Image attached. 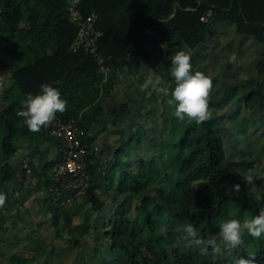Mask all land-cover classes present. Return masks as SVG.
I'll use <instances>...</instances> for the list:
<instances>
[{"label":"trees","instance_id":"trees-1","mask_svg":"<svg viewBox=\"0 0 264 264\" xmlns=\"http://www.w3.org/2000/svg\"><path fill=\"white\" fill-rule=\"evenodd\" d=\"M68 1L0 0V48L9 56V60L0 57V70H11V84L0 93V192L7 196L0 207V241L10 230L7 220L15 208L16 220L22 219L18 208L23 198H12V191L22 189L32 176L36 182L29 183L30 188L41 193L37 214L45 215V229L53 230L59 239L69 235L70 248L93 234L94 219L110 200L114 203L115 212H105L103 223L110 242L103 264H240L241 259L246 264H264V237L253 238L246 229L245 243L236 250L216 252L207 243L216 240L220 244L222 222L237 218L243 223L264 207V200L256 199L264 189L249 190L235 174L236 167L246 168L245 156H264V141L247 139L236 164L229 158L222 130L226 108L233 102L238 109L229 121L239 134L264 129V63L243 86L227 89L225 97L210 90L212 116L202 124L178 120L175 105L162 96L169 111L164 125L171 136L151 137L148 155L135 151L150 138L143 123H138L132 136L108 150L110 158L101 159L96 150L99 132L123 130L118 120L130 115V104L122 99L117 104L109 102L124 78L150 62L151 49L158 44L167 52L195 49L206 40L211 27L224 20L242 34L264 41V0H80L85 15L97 14L96 28L101 35L96 55L84 48L73 49L78 27L70 20ZM208 12V20H202ZM45 82L57 87L68 102L67 110L55 120L78 126L88 149L89 184L72 204L67 202L73 192L66 189V181L51 174L64 156L61 139L46 127L37 133L28 131L16 115L26 95L38 93ZM167 84H173L172 76ZM156 98L155 94L145 97L143 107ZM25 146L26 166L20 170L11 159ZM47 151L55 152V158L45 160ZM236 181L242 195L234 191ZM229 185L233 190L227 194ZM81 207L85 209L77 214ZM25 212L31 214L29 208ZM76 215H80L78 221ZM186 224L197 228L204 245L188 246L183 239ZM35 232L28 235L31 248L27 249L33 255L18 264L38 262L47 253L41 233ZM14 239L22 238L14 235ZM44 260V264H57L48 254ZM96 261L95 257L84 258L81 264Z\"/></svg>","mask_w":264,"mask_h":264},{"label":"rangeland","instance_id":"rangeland-1","mask_svg":"<svg viewBox=\"0 0 264 264\" xmlns=\"http://www.w3.org/2000/svg\"><path fill=\"white\" fill-rule=\"evenodd\" d=\"M179 51L177 48L167 52L166 49L158 44L155 49H151L150 62L143 63L134 75H128L119 84L116 89V95L109 102L110 105L117 104V100H125L130 104V115H123L119 118V125L123 129L118 133H110L101 131L98 134L96 141L97 155L105 160L110 158L108 150H112L118 145L119 141H123L132 136L138 128V123H143V126L148 130L150 138L143 140L139 147L135 148L137 154L146 156L150 153V139H163L169 135V129L164 125V118L168 116L169 111L165 109V102L162 99L163 95H158L151 88L141 91L140 86L149 74L158 75L161 80L167 84V80L171 77V57ZM184 51L191 54L193 71H201L207 74L212 80L211 92L218 91L223 97L226 96V90L235 86H243L247 80L256 76L259 68L264 63V41H258L253 36L244 35L238 31L237 27L232 23L224 20L213 25L210 29L208 37L197 48L191 49L185 47ZM0 57L9 60L6 51L0 48ZM11 70H0V93L5 87L11 84ZM155 94L157 98L151 104L143 107V99ZM0 100V105H1ZM238 109L237 102L230 103L226 108L227 116L222 122V130L226 141V146L229 149V158L236 164L239 163L243 153L241 150L246 148L247 139L252 141L261 138L264 141V129L255 130L251 128L246 135L239 134L229 121V118ZM240 117L238 122L242 123ZM264 136V135H263ZM259 150V146L256 147ZM108 155H105V154ZM128 152L122 153V156H127ZM28 154V147L21 149L11 161L20 169L24 168V157ZM56 153L47 151L44 155L45 160L55 158ZM246 168H235V174L238 180L242 181L249 190L261 192L264 189V156L261 159L249 158ZM248 176H253V180L249 181ZM31 182H36L34 177L30 176ZM29 182V183H31ZM29 183H26L22 189L16 192L12 191V198H23V204L19 206V211L22 219L16 220L15 212L10 213L7 225L9 232L3 241H0V264H18L23 257L33 255L28 235H35L36 231L41 233V242L47 253L50 255L53 262L57 264H81L84 258H96V264H103L106 259V250L109 248V239L105 236L103 223L105 221V212H115L114 203L110 200L102 213L95 219V231L91 236H88L82 244L75 248H70V237L67 235L65 239H59L53 230L45 229L48 223L44 222V214H37L38 201L41 193L36 188H30ZM239 181L234 184V191L242 195ZM30 189V190H29ZM231 185L227 188V194L232 191ZM264 197V193L261 195ZM7 200V199H6ZM72 204V203H71ZM29 208L30 215L25 212ZM85 208L81 207L76 210L79 214ZM80 215L75 216L78 221ZM35 222L33 227H29V223ZM28 223V224H27ZM14 235H20L21 240L14 239ZM27 250V251H26ZM41 255V254H40ZM35 255V256H40ZM45 255L40 258V261L32 264H44Z\"/></svg>","mask_w":264,"mask_h":264},{"label":"clouds","instance_id":"clouds-1","mask_svg":"<svg viewBox=\"0 0 264 264\" xmlns=\"http://www.w3.org/2000/svg\"><path fill=\"white\" fill-rule=\"evenodd\" d=\"M171 76L173 84H165L158 75L149 74L140 86L141 91L149 88L156 94L169 98V103L175 105V117L183 121L186 118L202 124L212 116L209 110V95L212 89L211 78L201 71H193L191 54L180 50L171 57ZM67 100L62 97L60 90L50 83H42L40 91L36 94L29 92L26 98L21 101L22 107L18 108L16 115L22 118L23 124L28 131L37 133L42 128L49 126L58 113L67 110ZM249 181L253 176H248ZM238 188L239 185H236ZM7 196L0 192V207H3ZM257 201L264 200V197H257ZM244 229L256 239L264 237V207H260L259 214L250 219H245L243 223L232 218L219 225L220 244L216 240L207 241L214 251H232L244 245ZM183 239L187 241L189 247L201 246L206 243L203 236L193 224L183 226ZM203 250V249H201ZM240 264H246L241 259Z\"/></svg>","mask_w":264,"mask_h":264},{"label":"built area","instance_id":"built-area-1","mask_svg":"<svg viewBox=\"0 0 264 264\" xmlns=\"http://www.w3.org/2000/svg\"><path fill=\"white\" fill-rule=\"evenodd\" d=\"M68 2L70 20L78 27V35L73 49L77 51L84 48L86 52L96 55V41L101 35V32L96 28L97 14L93 12L85 15L79 7L80 0H69ZM209 15L211 12L204 15L202 20L207 21ZM46 128L50 134L61 139L63 144L64 156L61 162L54 165L51 174L56 179H64L66 182L63 184L66 189L72 190L73 194L67 198L68 204H71L80 199L90 180V172L85 162L88 149L81 141L83 131L73 122L64 123L61 120H55L51 123V127L47 126ZM30 171L31 169L27 170L28 173ZM56 192L59 193L58 189Z\"/></svg>","mask_w":264,"mask_h":264},{"label":"crops","instance_id":"crops-1","mask_svg":"<svg viewBox=\"0 0 264 264\" xmlns=\"http://www.w3.org/2000/svg\"><path fill=\"white\" fill-rule=\"evenodd\" d=\"M26 25V24H25ZM23 162H24V159H23ZM34 184H35V182H34ZM14 186V185H13ZM16 188H19V187H16Z\"/></svg>","mask_w":264,"mask_h":264}]
</instances>
